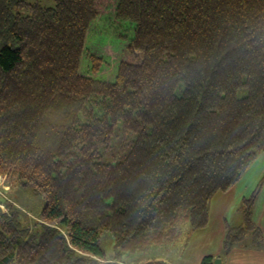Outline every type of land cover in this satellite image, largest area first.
I'll return each mask as SVG.
<instances>
[{"label": "trees", "instance_id": "obj_1", "mask_svg": "<svg viewBox=\"0 0 264 264\" xmlns=\"http://www.w3.org/2000/svg\"><path fill=\"white\" fill-rule=\"evenodd\" d=\"M54 2L0 0V178L43 200L30 223L0 196V264H126L174 246L264 157V0ZM100 19L111 81L87 42ZM263 188L264 175L226 225V253L249 233L264 243Z\"/></svg>", "mask_w": 264, "mask_h": 264}, {"label": "rangeland", "instance_id": "obj_2", "mask_svg": "<svg viewBox=\"0 0 264 264\" xmlns=\"http://www.w3.org/2000/svg\"><path fill=\"white\" fill-rule=\"evenodd\" d=\"M42 5L46 7L54 6V0H37ZM106 29V25L100 19L96 22L95 28L92 33L88 34L87 42L88 41H96V37L100 40V50L99 54H104L105 58V65L102 67L99 74L96 76L103 80L111 81L113 80L115 73H116V47L114 45L113 39L111 37H106V35L96 36V34L100 31ZM101 38V39H100ZM102 54V55H103ZM83 73H87V71H83ZM257 164L264 161V157L259 155L257 157ZM254 164V163H253ZM0 188L4 190L6 196H9V199L14 202L17 208L20 211L21 218L26 220L30 223H35L38 221V217L40 216L42 207H43V200L40 196L34 194L27 188H22L20 186L8 185L4 181L0 180ZM263 191V190H262ZM262 193V192H261ZM221 193L215 194L210 203V224L206 227L207 229L203 228L197 231H190L189 229L185 231L184 238L182 241L178 242L174 246H164V247H151L147 253L140 255V256H130L124 258V262L126 264H143L147 261H154L158 260L163 262V264H202V260L207 257L211 256L213 258V264H242L243 261L247 259L243 257H239L237 261L236 252L226 253L223 248V240L225 236L226 225L230 226H237L241 223V215L239 213V207L236 206L234 211L231 212V218H229V210H232L231 201H229L228 214L226 215V221L221 224L220 226L224 227L222 237L219 239L221 232L219 231L218 226H214L216 221L214 219V209L215 204L217 202V198ZM223 203H226L227 198H222ZM222 203V202H221ZM4 210L5 208L2 207ZM186 237V239H185ZM218 240V241H217ZM243 242H239L240 245H236L233 249H238L244 246L245 244L252 243V234L249 233L245 237ZM217 242V243H216ZM105 246L108 251L111 248V238H107L105 240ZM240 246V247H238ZM245 249V248H244ZM242 254V253H239ZM216 262V263H215Z\"/></svg>", "mask_w": 264, "mask_h": 264}, {"label": "crops", "instance_id": "obj_3", "mask_svg": "<svg viewBox=\"0 0 264 264\" xmlns=\"http://www.w3.org/2000/svg\"><path fill=\"white\" fill-rule=\"evenodd\" d=\"M257 161L258 160L256 159L254 164L251 166V168L245 173V175L242 177V179L233 189H231L227 193L219 194L222 196H219V198H217V202L215 204V209H214L215 211L214 219L216 221V224L214 226H218L219 231L221 232V235L218 240H220V238L222 237V234H224L223 233L224 227L220 225L226 221V215L228 214L227 207L229 206V201H231V206H232V210H229L230 212L229 218H231V215H232L231 212L234 211V208L236 206L240 207L241 199L251 194V192L257 186L259 180L264 175V161L260 162L259 164H257L258 163ZM223 197L227 198L226 203H223V201L226 200V199L222 200ZM253 221L258 227L261 228V230L264 233V188L253 210ZM208 224H210V216H209ZM207 227L205 229H207ZM238 245L240 244L238 243ZM239 249L240 250L236 248V249H232L231 251L233 252L235 250L236 252L235 261H237L239 257H243L247 260L243 261L242 264H264V243L258 246H252L251 244L250 245L245 244ZM239 253H242V254H239Z\"/></svg>", "mask_w": 264, "mask_h": 264}, {"label": "built area", "instance_id": "obj_4", "mask_svg": "<svg viewBox=\"0 0 264 264\" xmlns=\"http://www.w3.org/2000/svg\"><path fill=\"white\" fill-rule=\"evenodd\" d=\"M0 180L3 181V179L0 178ZM0 196L6 197V192H4L3 189L0 188Z\"/></svg>", "mask_w": 264, "mask_h": 264}, {"label": "water", "instance_id": "obj_5", "mask_svg": "<svg viewBox=\"0 0 264 264\" xmlns=\"http://www.w3.org/2000/svg\"><path fill=\"white\" fill-rule=\"evenodd\" d=\"M216 263V262H215Z\"/></svg>", "mask_w": 264, "mask_h": 264}]
</instances>
